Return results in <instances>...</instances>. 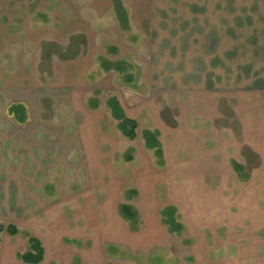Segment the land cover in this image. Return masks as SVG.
I'll list each match as a JSON object with an SVG mask.
<instances>
[{
  "label": "rangeland",
  "instance_id": "1",
  "mask_svg": "<svg viewBox=\"0 0 264 264\" xmlns=\"http://www.w3.org/2000/svg\"><path fill=\"white\" fill-rule=\"evenodd\" d=\"M121 1L134 16L127 31L112 18L109 0H0V223L37 236L46 249L42 264H72L76 257L84 264H264V45L246 53L258 63L257 75L246 69L247 81V57L240 56L233 82L226 74L218 96L187 97L168 88L150 93L145 73L155 60L139 24L148 9L141 0ZM178 10L186 13L185 1ZM91 52L123 63L125 75L104 72L102 57L88 58ZM93 97L101 106L88 112ZM109 97L138 122L134 141L118 130L105 106ZM222 99L237 106L244 127L255 128L235 136V147H207L208 167L199 151L188 166L187 140L197 135L190 125L218 118L207 111L222 107ZM14 104L27 108L23 125L9 114ZM156 122L164 126V168L155 166L142 140ZM212 132L223 140L221 129ZM224 149L243 178L217 162ZM127 190L139 193L128 200ZM123 203L139 213L137 232L118 214ZM167 206L177 207L183 236L161 224L159 211ZM27 249L23 236L3 235L0 264H23L19 255Z\"/></svg>",
  "mask_w": 264,
  "mask_h": 264
},
{
  "label": "crops",
  "instance_id": "2",
  "mask_svg": "<svg viewBox=\"0 0 264 264\" xmlns=\"http://www.w3.org/2000/svg\"><path fill=\"white\" fill-rule=\"evenodd\" d=\"M183 1L186 2V13L178 10L179 0H141L142 6H147L148 14L142 16V18H144V23L139 21L141 27L142 25L144 26L140 35L143 38L144 47L148 50L149 56L152 55L150 59L154 58L155 60L154 64L151 62L146 70L145 74L148 75L146 83H144L145 79L143 80V77L142 81L150 93L154 90L168 88V90L173 92L183 90L188 93H186L187 97L193 93L200 94V92H206L211 95L209 97L218 96L217 94L222 89L220 88V83L224 82L225 79L223 77L226 76V74H229L228 79L233 82V76L236 74V71H238V68L236 70L237 59L240 56L241 58L244 56L247 57L248 54L246 55V53L249 47H254V52H258L256 51L257 46L264 45V0ZM109 2L114 14L112 18L119 24L112 3L110 0ZM90 14L93 15V13ZM127 14L131 28L134 22V16H130V12L128 13V11ZM145 27H147L148 31L145 30ZM91 33L96 34L93 39L99 41L98 28L93 29L91 27ZM78 34H80L81 37L84 35L86 44L89 46L91 45V42L89 44V38L83 34L82 31L78 32ZM55 46L61 47L64 45ZM89 46L85 45V48L87 49ZM262 54L264 56V53ZM84 55L85 53L78 58L84 57ZM101 57L105 56L95 52H91L88 55V58H94L97 62H100ZM252 57L253 56H250V58L247 57V62L245 63L246 68L242 72L246 78L250 77L248 76L249 74L257 75L258 73L255 71V64L258 63L252 59ZM255 57L259 59L258 56ZM262 64L264 63L262 62ZM246 69L250 70L249 74L246 73ZM230 76H232V78H229ZM80 80L82 79L80 78ZM247 81L249 82L250 79L247 78ZM179 87H181V89H179ZM224 97L226 98V96ZM220 104L222 107L218 109L209 108L207 111L209 114L216 112V114L219 115L218 118L210 117L213 121L205 118L206 121H202V124L197 121L196 124L190 125V131H196L197 135H194L193 138L195 139L192 140V142L187 140V144L189 147L201 145V148L198 150H193L189 147L186 148L188 166H191V163L192 165L196 163L198 155L193 153L199 151V154H202L201 156L199 155L201 162L205 163V167H208L206 157L208 152L207 147H210V152L216 151V147L219 145L235 147L237 146L235 136H242L243 130L247 131V129L255 128L253 126L249 127L248 125L245 127L243 126L238 116L237 106L233 108V105H229L224 99H222ZM123 109L125 111L124 107ZM178 109L181 108L179 107ZM87 111L96 112L90 111L88 107ZM224 116L226 117L224 118ZM221 118H224L223 120L225 121H220ZM157 123L158 122H156L154 128H150V130H157L160 132V141L167 163L169 157L167 158V149L163 141L165 137L163 132L164 126L162 123H159V125H157ZM174 126L176 127L177 124L175 123L172 127ZM219 129L223 131L222 137L224 136L225 138L221 141L215 139V134L212 132ZM227 137H229L230 140L227 141ZM248 144L247 142L246 145ZM226 152L227 150L225 151L224 149V154L222 153L224 157L218 158L217 162L220 163V161H224V165L227 162L232 172L236 174L233 163L236 164L238 161L236 158H229ZM211 154L215 155L214 153ZM35 237L37 238V236ZM41 243L45 252V261L46 249L42 241ZM74 259L72 264L74 263ZM80 260L82 264H84L82 259Z\"/></svg>",
  "mask_w": 264,
  "mask_h": 264
},
{
  "label": "trees",
  "instance_id": "3",
  "mask_svg": "<svg viewBox=\"0 0 264 264\" xmlns=\"http://www.w3.org/2000/svg\"><path fill=\"white\" fill-rule=\"evenodd\" d=\"M113 10L115 12L116 19L123 31H127L129 28V18L126 9L124 8L121 0H110ZM112 51V52H111ZM115 51L113 48H109V54ZM101 68L104 72H116L125 75V65L121 62H113L107 58L102 57ZM125 79L132 81V77L128 76ZM96 92L95 95H98ZM101 101L97 97L88 99L87 107L90 111H97L100 109ZM105 106L111 114L114 121L117 122V128L122 136L130 141H134L137 138L138 122L135 119L129 118L120 101L117 97H109L105 102ZM9 114L19 125H23L28 120L27 108L23 104H14L9 108ZM142 140L144 141V147L146 150L152 152L155 163L158 168H164L166 160L162 143L160 141V132L157 130H144L142 132ZM131 152L126 154V160L131 162L133 160ZM234 170L239 174L241 178L244 174L241 167L238 164L233 163ZM138 195L137 190H127L126 198L131 200L134 196ZM120 217L129 224L131 231L137 232L139 229V213L130 204L123 203L118 207ZM161 222L166 227L167 231L171 235L183 236L185 232V226L179 221L180 214L176 206H167L159 212ZM3 234L10 237L23 236L27 239L28 250L19 255L20 260L25 264H41L44 261V248L41 241L32 235L29 231L19 229L16 225H4L0 223V239ZM110 254L114 252L113 248L108 250ZM73 264H82L79 257L74 259Z\"/></svg>",
  "mask_w": 264,
  "mask_h": 264
}]
</instances>
